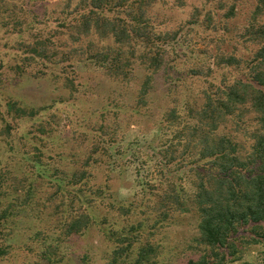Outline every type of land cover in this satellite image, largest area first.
Instances as JSON below:
<instances>
[{
	"label": "rangeland",
	"instance_id": "1",
	"mask_svg": "<svg viewBox=\"0 0 264 264\" xmlns=\"http://www.w3.org/2000/svg\"><path fill=\"white\" fill-rule=\"evenodd\" d=\"M181 1L150 10L155 28L177 38L165 46L146 106L143 69L129 86L109 78L101 55L63 59L78 47L68 45L61 0L0 5L22 23L0 20V264H107L128 237L132 261L147 244L160 264L205 254L196 213L161 215L157 188L194 195L197 157L181 136L206 97L245 79L258 47L243 36L257 0ZM40 42L60 54L59 66L38 59ZM86 216L88 227L69 234ZM239 235L232 264H264V223Z\"/></svg>",
	"mask_w": 264,
	"mask_h": 264
},
{
	"label": "trees",
	"instance_id": "2",
	"mask_svg": "<svg viewBox=\"0 0 264 264\" xmlns=\"http://www.w3.org/2000/svg\"><path fill=\"white\" fill-rule=\"evenodd\" d=\"M7 1L10 0H0V5H6ZM61 1L66 5L71 22L67 24L68 45L78 47L63 59L71 61L87 56L94 60L101 55L107 61L109 78L129 86L133 74L143 69L148 74L140 101L146 106L153 90V75L159 73L165 63V46L177 38L175 32L155 28L150 10L158 4L182 1ZM262 17L264 0H257L253 19L243 36L244 44L258 47L252 60L243 64L247 71L245 79L225 85L216 90V94L206 97L201 109L191 116L190 129L181 136L182 141L187 139L185 148L197 157L193 170L194 195L183 199L170 192L168 186L157 188L156 202L161 215L168 211L194 212L198 217V233L206 252L188 264H232L241 241L240 229L264 223V21L259 19ZM0 20L6 22V27L13 22L22 26L13 7L0 13ZM95 37L110 41L111 45L100 50L93 41ZM84 43H88L85 49L82 48ZM36 47L38 59L48 65L61 64L54 60L60 54L50 53L45 43L40 42ZM87 218L74 219L69 234L83 232L88 227ZM122 239L107 264H160L156 248L150 244L140 246L132 261L134 242L129 237ZM4 251L0 250V254Z\"/></svg>",
	"mask_w": 264,
	"mask_h": 264
}]
</instances>
